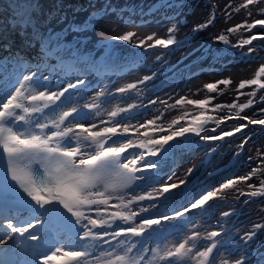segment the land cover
I'll return each instance as SVG.
<instances>
[{
    "label": "snow or ice",
    "instance_id": "1",
    "mask_svg": "<svg viewBox=\"0 0 264 264\" xmlns=\"http://www.w3.org/2000/svg\"><path fill=\"white\" fill-rule=\"evenodd\" d=\"M260 5H264V0H242L235 7L230 3L226 9L231 12L226 11V15L231 18L232 12L244 10L251 17V9L255 7L256 14L264 16V6ZM36 7L34 0L16 5L5 26V31L15 32L25 46L37 49L34 70L22 71L31 65L19 52L0 60V85H3L0 88V264H251V242L257 231L264 229V224H255L252 230L240 235L241 243H234L232 230L225 228L223 221L235 214V209L221 213L218 227L209 225L203 217L212 207L211 201L226 198L225 190L234 189L238 182H247L264 172V153L257 150L260 163L247 175L227 178L211 190L194 194L181 208H174L169 202L175 195L172 190L181 188L187 181L181 179L179 183L156 188L148 173L159 167L157 158L186 146L189 136L214 141L233 135L232 131L216 136L202 135L216 131L207 127L210 123L218 127L225 120L236 118L246 119L251 125H264V119L241 115L256 102L257 91L264 89V65L253 79L238 85L236 100L240 95H247L250 97L247 102L209 107L213 99L210 97L195 100L181 96L174 104L161 100L159 103L166 109L179 111L167 122L163 110L158 109L159 114L151 119H141L140 104L122 106L118 100L130 99L131 93L141 96L139 85L152 80L155 71L115 92L101 88L90 102L80 104L73 90L85 81L80 79L54 90L49 76L41 72L42 68H48L47 60L55 58L57 63L50 71L59 69L63 75H79L85 70L99 72L108 65H98L79 56L78 48H66L59 33L45 32L32 14ZM211 7L214 9L215 5ZM101 12L115 13L116 9L109 4L93 12L83 26L73 25L71 30L80 32L95 27ZM215 18L213 11L193 31L209 27ZM258 25L264 29V19H254L227 31L234 33L245 28L251 32ZM176 31L173 25L165 37L152 33L144 38L135 31H125L106 37L101 44L111 60L115 56L112 41H124L145 51L170 49L182 46L173 35ZM216 39L230 44L224 34ZM258 39L264 40V33L253 34L231 47L243 48ZM5 50H9V45H5ZM253 51L254 48H249L245 55ZM65 52L70 56L67 61ZM156 59L159 61L162 57L157 55ZM80 64L85 68L78 67ZM217 83L229 85L232 81L225 79ZM252 85L256 86L253 91H239ZM205 87L209 92L217 90V84ZM113 101H117L115 106L106 107ZM260 102H264V96ZM156 103V100L150 101L151 105ZM186 105L204 111L193 114ZM225 108L229 111L220 118L206 114ZM232 109H236L235 113ZM246 126H237L234 131L238 133ZM247 142L243 139L239 149L243 150ZM193 170L189 168L188 174ZM247 187L249 191L236 190L241 196L264 197V179L258 185ZM164 208L173 210L161 211ZM193 210L201 214V219H188L182 225L174 223Z\"/></svg>",
    "mask_w": 264,
    "mask_h": 264
},
{
    "label": "rangeland",
    "instance_id": "2",
    "mask_svg": "<svg viewBox=\"0 0 264 264\" xmlns=\"http://www.w3.org/2000/svg\"><path fill=\"white\" fill-rule=\"evenodd\" d=\"M137 3V6H140L141 4H152V3H163L165 5H168V0H133ZM232 4L233 7L236 5L242 3V0H198L194 11H192L189 14H186L183 16V18L180 19L181 15L179 17L177 16L175 19L165 21L163 23H160L155 27L153 30H146L141 29L140 27H129L124 28V24L120 22L118 24L116 18L112 14H106L104 17H107V19H98L97 26L95 29L86 30L84 33L85 36H87V41H94V39L97 38V36H101L99 34V31L97 29L98 26H103L107 30L108 33H117L121 34L125 31H135L137 32L138 36L143 38L147 35H150L152 33H156L159 37H165L167 35L166 30L168 27H171L173 25L176 26L177 31L173 34L175 38H184L188 35L193 36L192 40H190L186 44V48L180 53H174V54H165V53H157L151 55L144 65L140 68L139 72L140 75H148L150 73H153L154 71H157L160 67L164 66V63L167 61V59L171 56L174 59L177 58H183L184 62H188L192 59H194L196 56L202 54V52L207 51L209 45L207 42L209 40H216L212 44L216 47H219L221 49H228L232 52L236 53H246L248 52L249 48H254L255 51L252 52V57L248 61H241L237 63H233L228 65L227 67L223 68L218 73H206L204 77H207V79H203L200 77L201 75L197 76L195 78V86L189 85L188 83L176 88L171 87L166 92L163 93V98L161 100L167 101L169 104H174L176 99H179L181 96H186L195 100H201L205 99L206 97L213 98L212 99V105H220V104H231L232 102L236 101L239 104L247 102L248 99H250L247 95H240L239 100L237 101V95L239 94L237 92L238 85L241 81L245 80H251L254 78L256 71L260 68V65H264V47L262 49H258V46L255 45L254 40L252 42V45H245L243 48L240 47H231L233 44H238L240 40L243 39H249L253 34H261L264 33V30L258 25L256 29H253L251 32H248L245 28H239L237 32L230 33L227 30L229 28L236 27L237 25H240L245 22H252L254 19H264V16H260L256 14V9L253 7L251 10L253 11V16L249 17L247 16L246 12L244 10H241L239 13L232 12L231 18H229L226 15V11L231 12V9H226V6L228 4ZM215 5V8L213 9L211 6ZM264 6V5H260ZM52 7V6H51ZM215 12V20L213 21V24L209 27L200 30V31H193V28L201 23H204L209 18V15L211 12ZM175 22V23H174ZM174 23V24H173ZM60 26L54 25L52 27L48 26V29H57ZM115 28L116 31L113 32L112 29ZM137 29V30H136ZM224 34L227 36V38L230 41L229 45H225L223 42H220L216 39L219 35ZM90 36V38H88ZM135 40V38H133ZM151 41H149L150 43ZM264 45V44H263ZM255 46V47H254ZM216 52V51H215ZM157 55H160L162 57L161 60H157ZM259 67V68H258ZM230 79L232 81L229 85H223L218 84V81ZM264 79V77H262ZM215 82V83H214ZM201 83H205L203 87L200 86ZM206 84H217V90L214 92H209L207 88L205 87ZM247 86L242 91L244 93L250 92L253 87ZM241 92V91H240ZM264 96V89H259L257 91L255 101L253 104V107L245 112L246 116L253 118V119H264V111H261V109H264V102H260V97ZM159 99V101H161ZM165 107V105L159 103L154 107V110L150 113L149 117L153 118L155 115H158V109L161 110L160 106ZM179 107V106H178ZM188 110L192 111L193 114H195L198 111H204L203 109H194L191 105L185 106ZM166 108V107H165ZM169 110V109H168ZM170 111V110H169ZM225 111V112H223ZM228 109L225 108L222 111L218 113H212L207 112V115H214L217 118L223 117L226 113H228ZM233 113H235L236 109L231 110ZM171 118H174L176 115L179 114L178 110H172L170 111ZM182 123V122H181ZM215 123H210L207 125V127H213ZM236 126V125H235ZM261 128H264V125H261ZM228 131H233V129H228ZM227 132V131H226ZM214 134L217 132H213ZM213 136V135H211ZM237 141L235 139L226 141V147H231L232 151L227 156L226 160L237 150V148L234 147V145L231 142ZM246 153L244 156V165L242 166V169L237 173L235 177L244 176L247 175L253 167H256L258 163H260V158L257 156V150H259L261 153H264V130L259 133V137L251 144L247 145L245 147ZM249 157H252V160H249ZM264 179V172L257 173L256 176H254L252 179L248 180L247 182H238L234 189L225 190L224 196L226 197L223 199V206H222V212L229 211L232 209L238 208L240 204H237L235 202V198H240L239 192L236 189L242 190V191H249L247 185L248 184H256L258 185L260 180ZM223 181V180H222ZM220 181V182H222ZM219 182V183H220ZM219 183L216 185L218 186ZM248 198V197H247ZM248 203H245L243 205V212L242 215L239 217L238 224H236L237 227V235L236 238L240 240V235H242L245 232H248L252 230L253 226L255 224H264V197H257L255 199L248 200ZM232 219V216L224 219V225L228 223ZM235 229V227H234ZM264 235V229H260L257 231V234L254 238H257V236ZM236 255H239V253H236Z\"/></svg>",
    "mask_w": 264,
    "mask_h": 264
},
{
    "label": "bare ground",
    "instance_id": "3",
    "mask_svg": "<svg viewBox=\"0 0 264 264\" xmlns=\"http://www.w3.org/2000/svg\"><path fill=\"white\" fill-rule=\"evenodd\" d=\"M7 1H9V0H0V28L1 29H4L5 26L7 25L5 23V20L8 17L12 16V14H13V12L15 10V6L18 5V4L19 5H25L28 2V0H10L12 2V7H13L11 9L6 3L4 4V2H7ZM49 1L50 0H34V3L38 4V7H36L32 12H34L35 16L38 18V22L41 23L42 26H45L46 25V23H45L46 16H44V12L46 11L45 8L49 4ZM1 9H3V10H1ZM3 13H4V16H3ZM148 23L149 24H147V25H142L141 28L142 29H146V30H153L155 28L156 24H157V22H153V21H150ZM98 31H99V34L100 35H101V33H103L106 36L116 35V33H111V34L108 33L106 31L105 27H103V26H99V30ZM107 34H110V35H107ZM0 58H1V56H0ZM140 67L141 66H138L135 70H133V71H131V72H129V73L123 75V76L111 77V80H113V82H114L113 83V87L119 88V87H122V85H125V84L129 83L130 81H132L134 79L133 74H135V72H137ZM59 77H60V75L58 73L52 74V78L53 79H52L51 84H50V87L51 88H53V89L54 88H58L56 79L59 78ZM193 81H194V79L191 78L190 79V82L192 83ZM74 92L76 93L77 99H79V102L81 104L83 102L89 101L87 98L89 96H91L92 93H95V92L97 93L98 92V88L95 91H93V92H89L88 94H83L79 90H76ZM118 100L119 101H122V104L128 102V100H126V99L118 98ZM116 102L117 101H113V104L112 105H106V107H113V106H115V103ZM150 112L151 111L148 109L147 112L144 113L145 115L144 116H141V119H143ZM164 120L169 121L170 120V116L169 115L168 116H165L164 117ZM132 122L134 123L136 121L133 120ZM252 129H253L252 127H249V131H250L249 133L252 132ZM187 155L188 154L185 152L183 154L182 158L183 157H186ZM198 159H199V156L196 157V158H194V159L188 160L187 163L184 164V165H183L182 162H180V160H173V163L176 166H178V167H177V169L174 172H172V173H170V175H168V177L171 176L172 179L169 180L168 177H167V179H165L166 178V175L168 174V173L165 172L164 174H162L161 181L158 184H155L153 186H155L156 188H160L161 185H169V184H172V183H179V181L181 179H175V175H173V173L176 174L177 172L180 173L178 175H180L181 178H182V176H186L188 179H183V180H186V181L187 180H190L194 176H197L198 174H200L203 171V168H199L197 166ZM221 159L222 158L216 156L215 159L209 165H207V168L212 167L215 163L219 162ZM195 166H196V168H195ZM189 168H193L194 169L191 174H188V169ZM182 189H183V185H181V188L173 189L172 191L175 193V195L173 197L177 198L179 196L180 191H182Z\"/></svg>",
    "mask_w": 264,
    "mask_h": 264
}]
</instances>
